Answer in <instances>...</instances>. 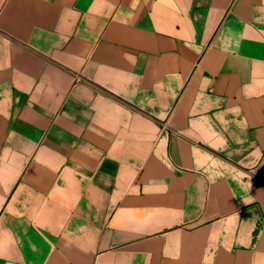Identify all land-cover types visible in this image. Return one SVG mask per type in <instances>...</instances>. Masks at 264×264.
<instances>
[{"label":"crops","instance_id":"1","mask_svg":"<svg viewBox=\"0 0 264 264\" xmlns=\"http://www.w3.org/2000/svg\"><path fill=\"white\" fill-rule=\"evenodd\" d=\"M0 264H264V0H0Z\"/></svg>","mask_w":264,"mask_h":264},{"label":"built area","instance_id":"2","mask_svg":"<svg viewBox=\"0 0 264 264\" xmlns=\"http://www.w3.org/2000/svg\"><path fill=\"white\" fill-rule=\"evenodd\" d=\"M74 76H75V81H76V82L83 81V78H82L80 75L76 74V75H74ZM164 126L166 127V125H164Z\"/></svg>","mask_w":264,"mask_h":264}]
</instances>
